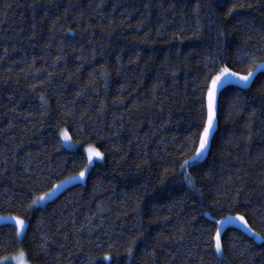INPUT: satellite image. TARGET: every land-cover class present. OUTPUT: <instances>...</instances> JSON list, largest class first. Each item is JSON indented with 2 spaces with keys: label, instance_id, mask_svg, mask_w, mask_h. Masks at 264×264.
<instances>
[{
  "label": "trees",
  "instance_id": "obj_1",
  "mask_svg": "<svg viewBox=\"0 0 264 264\" xmlns=\"http://www.w3.org/2000/svg\"><path fill=\"white\" fill-rule=\"evenodd\" d=\"M223 4L0 0V214L27 222L19 237L0 224V259L23 249L32 264H264V72L221 90L207 155L179 168L201 122L203 61L218 45L264 60V0ZM229 67L246 74L248 62ZM90 143L103 158L85 181L29 208L84 170ZM228 214L262 240L225 225L215 253Z\"/></svg>",
  "mask_w": 264,
  "mask_h": 264
},
{
  "label": "snow or ice",
  "instance_id": "obj_2",
  "mask_svg": "<svg viewBox=\"0 0 264 264\" xmlns=\"http://www.w3.org/2000/svg\"><path fill=\"white\" fill-rule=\"evenodd\" d=\"M221 7L224 6L223 0H221ZM199 8V6H197ZM234 9H229L228 14L231 15ZM239 51H244L239 49ZM59 59V58H58ZM247 61L248 67L246 74L241 75L238 71H233L229 65H235L237 63H243ZM203 71L205 75L203 76L202 84L198 85L197 91L201 92V96L198 98L197 102L200 104L201 111V122L200 126L197 128L196 132L191 133L188 137V143L192 146V153L188 155L187 158H183L182 162L179 163V168L182 170H187L189 167L198 165L201 157L209 151L210 144L213 139V133L215 131L217 122V110L219 97L221 95V90L230 84H240L247 86L258 72H264V60L256 61V58L249 53H245L243 56H237L235 60L231 58V53L227 50L226 45H218L215 54H210L209 58L203 61ZM45 98L41 97V101ZM60 135L63 137L64 141H69L70 137L67 131H62ZM87 153V163L84 165V170L77 174V177H69L68 179L80 178L83 179L88 171V166L92 163L94 158H103V153L95 147L94 144H89L85 149ZM185 180L188 183H192V177L190 174L185 175ZM64 183L61 181L60 184L54 186L50 192L44 193V195L38 196L32 199L31 204L28 205L32 208L34 205H38L45 201L48 197L55 194L59 187ZM239 196V190H237V197ZM11 218V217H10ZM228 220L233 219L232 217L226 218ZM234 219L239 221H244L243 216H237ZM26 221L24 219L15 218L14 226L17 229V236H21L25 227ZM245 227H247V222L244 221ZM251 231V229H249ZM254 235L256 233H253ZM143 236L141 233L139 236L129 239L130 246L127 248V254L132 256L134 249L136 248L137 241ZM47 241H42L41 245L37 247L36 253L39 255L41 252H46L47 248L45 245ZM210 246L214 247L215 253H222L225 245L221 238V232L219 228L216 229L215 235L210 238ZM202 259V258H201ZM18 264H26L25 261V251L21 249L17 254Z\"/></svg>",
  "mask_w": 264,
  "mask_h": 264
},
{
  "label": "rangeland",
  "instance_id": "obj_3",
  "mask_svg": "<svg viewBox=\"0 0 264 264\" xmlns=\"http://www.w3.org/2000/svg\"><path fill=\"white\" fill-rule=\"evenodd\" d=\"M241 75H244V74H241ZM250 84V83H249ZM248 84V85H249ZM240 85V84H239ZM216 124H217V122H216ZM216 128V127H215ZM62 131H65V130H61L60 131V133L62 132ZM68 134V136L70 137V134L69 133H67ZM61 138H62V142H63V144H65L66 146H68V147H70V148H76V144H74L73 142H72V140H71V137H70V140L69 141H64L63 140V137L61 136ZM86 153V152H85ZM207 153L208 152H206L205 153V155L203 156V157H201V159H203L206 155H207ZM87 154V153H86ZM100 158H94L93 159V161H92V163L88 166V171L90 170V167L92 166V164L94 163V161L95 160H99ZM200 159V160H201ZM200 162V161H199ZM88 171H87V173H88ZM80 172V171H79ZM86 173V174H87ZM77 174L78 173H76V174H72V175H69L67 178H65V179H62V180H60V181H58L54 186H56V185H58V184H60V182L61 181H64V183L59 187V189L55 192V194L54 195H52V196H50V197H48L45 201H43V202H41L40 204H38V205H45L46 203H47V201H49V199H51V198H53L54 196H56L57 194H58V192L59 191H61L62 190V188H64V187H66V186H68V184H71V183H79L80 181H82V182H84L85 181V179H86V175H85V177L83 178V179H80V178H73V179H68L69 177H77ZM53 186V187H54ZM52 187V188H53ZM52 188H50L49 190H47V192H50L51 191V189ZM46 193V192H45ZM42 195H44V193L42 194ZM41 196V195H40ZM36 206V205H35ZM237 216H240V215H230V214H228V215H225L224 217H221V218H217V226H218V228H219V230H220V232L225 228V225H234V226H238V227H240L242 230H244L246 233H248V234H250L251 236H253L257 241H259V240H262V237L260 236V235H257V234H253V233H255L252 229H251V227L247 224V227H245V224H244V221H239V220H236V219H234L235 217H237ZM11 217V218H10ZM228 217H232L233 219H231V220H228V219H226V218H228ZM15 218H19V219H23V218H21V217H19V216H17V215H11V214H4V215H1L0 214V224L1 223H4V222H8V223H12V224H14V219ZM25 220V219H24ZM26 221V220H25ZM26 225H27V223H26ZM25 229H26V227H25ZM25 229H24V231H25ZM249 229H251V231H249ZM24 231H23V233H24ZM22 233V234H23ZM22 234H21V236H22ZM17 254L18 253H16L15 255H13V256H9V257H5L4 259H0V264H18V261H17ZM25 261H26V264H32L31 262H30V260L28 259V256H26V254H25Z\"/></svg>",
  "mask_w": 264,
  "mask_h": 264
}]
</instances>
